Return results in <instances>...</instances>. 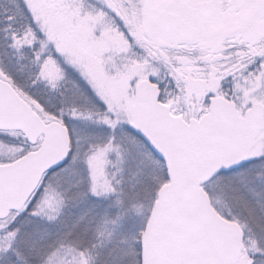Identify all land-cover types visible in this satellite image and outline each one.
<instances>
[{
  "label": "snow or ice",
  "instance_id": "6c2138e0",
  "mask_svg": "<svg viewBox=\"0 0 264 264\" xmlns=\"http://www.w3.org/2000/svg\"><path fill=\"white\" fill-rule=\"evenodd\" d=\"M0 264H264V0H0Z\"/></svg>",
  "mask_w": 264,
  "mask_h": 264
}]
</instances>
